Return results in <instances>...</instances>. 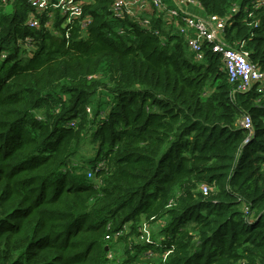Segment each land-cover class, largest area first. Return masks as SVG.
<instances>
[{"label":"trees","instance_id":"1","mask_svg":"<svg viewBox=\"0 0 264 264\" xmlns=\"http://www.w3.org/2000/svg\"><path fill=\"white\" fill-rule=\"evenodd\" d=\"M114 1L82 0L88 25L63 26L58 9L0 0V264H111L121 241L120 264L150 249L165 264H264V92L238 89L207 46L196 61L153 5L116 16ZM198 1L264 71V0ZM143 224L161 240H130Z\"/></svg>","mask_w":264,"mask_h":264},{"label":"built area","instance_id":"2","mask_svg":"<svg viewBox=\"0 0 264 264\" xmlns=\"http://www.w3.org/2000/svg\"><path fill=\"white\" fill-rule=\"evenodd\" d=\"M7 1V0H3ZM173 6L168 5L165 0H115L113 3V12L116 16H122L125 13L140 18V11L146 9V6L153 5L159 11L164 12L168 20H172L177 25V31L186 38L189 51L193 54L196 61H202L205 58L206 46L213 52L222 56L224 67L227 70L230 80L238 82V89L246 91L252 86H257L259 92H264V71L258 68L250 61V51L246 49L245 42L241 41L236 46H230L224 41V29L228 18H222L217 15H207L199 17L190 14L184 7L192 4H200L198 0H171ZM31 5L40 13L47 12L53 16L55 10L66 16L63 26L72 24L75 20L82 18L83 6L82 0H31ZM201 5V4H200ZM89 18H82V26H87ZM151 19L145 15L142 24L150 25ZM27 23L33 27H39L41 21L38 17H31ZM51 26V21L47 22ZM158 33V31H156ZM240 127L246 130H252V119L249 115H244L239 122ZM249 137L245 140L247 142ZM88 176H94L93 170L88 171ZM202 191L208 195L211 187L208 184H202ZM245 212L249 214V206H245ZM140 235L133 238L136 243H150L156 241L152 236L150 226L143 224L140 228ZM124 232H129V226L115 235H106V239L114 238L117 240ZM136 239V240H135ZM161 240V239H160ZM143 264H165L168 254H158L153 250H147L143 253ZM108 256H114L113 251L109 250Z\"/></svg>","mask_w":264,"mask_h":264},{"label":"rangeland","instance_id":"3","mask_svg":"<svg viewBox=\"0 0 264 264\" xmlns=\"http://www.w3.org/2000/svg\"><path fill=\"white\" fill-rule=\"evenodd\" d=\"M3 4H4V6H5V9L6 10H11L12 9V4L11 3H9V2H5V1H3ZM53 16H54V14H53ZM95 154V151H94V146L93 145H91V144H88V143H86V145H84V148H83V151H82V153L81 154H79L76 158H75V160H77L78 162L80 161V159H81V157L82 158H87V157H89V156H91V158H92V156ZM88 159V158H87ZM76 161V162H77ZM86 163H87V165H89V160H86ZM90 170H92L91 168L89 169H86V170H84L85 171V174L88 176V171H90ZM84 174V175H85ZM89 177V176H88ZM95 177L93 176L92 177V179H94ZM156 224H152V226H150L151 227V231H152V233L154 232L155 233V231H156ZM154 235V234H153ZM155 236V235H154ZM132 238L133 237H130V240H132ZM136 240V239H135ZM131 245H133V243H130ZM111 251H113V253H114V256L115 257H117L118 259L117 260H115L114 262H112L111 264H120L121 262H122V260L123 259H125L126 257H125V244H124V242H119L118 244H116L115 246H112V248H111ZM146 252V251H145ZM142 255L141 256H139V258L138 259H136L135 261H133L131 264H138L139 262H142V258H143V253H141ZM114 257V258H115Z\"/></svg>","mask_w":264,"mask_h":264},{"label":"crops","instance_id":"4","mask_svg":"<svg viewBox=\"0 0 264 264\" xmlns=\"http://www.w3.org/2000/svg\"><path fill=\"white\" fill-rule=\"evenodd\" d=\"M190 14L199 16V17H206L207 14L204 11V8L200 4H192L187 5L184 7ZM170 30L177 31V25L175 22H173V25L169 26ZM160 237H155V240H159Z\"/></svg>","mask_w":264,"mask_h":264},{"label":"water","instance_id":"5","mask_svg":"<svg viewBox=\"0 0 264 264\" xmlns=\"http://www.w3.org/2000/svg\"><path fill=\"white\" fill-rule=\"evenodd\" d=\"M109 249V246H106V250H108Z\"/></svg>","mask_w":264,"mask_h":264}]
</instances>
